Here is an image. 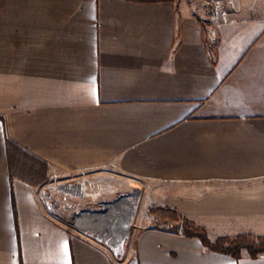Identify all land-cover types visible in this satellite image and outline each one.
Returning <instances> with one entry per match:
<instances>
[{
  "label": "crops",
  "instance_id": "obj_1",
  "mask_svg": "<svg viewBox=\"0 0 264 264\" xmlns=\"http://www.w3.org/2000/svg\"><path fill=\"white\" fill-rule=\"evenodd\" d=\"M0 0V264H264L168 226L123 256L41 188L83 169L156 184L212 241L264 237V0Z\"/></svg>",
  "mask_w": 264,
  "mask_h": 264
},
{
  "label": "rangeland",
  "instance_id": "obj_2",
  "mask_svg": "<svg viewBox=\"0 0 264 264\" xmlns=\"http://www.w3.org/2000/svg\"><path fill=\"white\" fill-rule=\"evenodd\" d=\"M184 2L202 20L203 18H209L213 14L219 17L220 11L225 10L230 12V10L236 8V2L234 0H184ZM87 177H91L96 182H99L100 187H102V189L100 187L95 188V192L98 193L96 197L91 198L86 195L82 196V194H79V197L65 195L64 193L60 195V192H58L59 194L55 196H58V204L61 207L57 210L59 213H62L63 219L68 221L66 226L73 234L82 238L92 239L113 250L114 243L111 242V238L109 237L112 232H108V238L106 235L99 236V230L98 232L96 230L83 229L78 226V221L84 213L92 212L96 214L105 211L107 204L110 207L112 206L111 208L115 210L114 213L118 211L116 208L119 206H127L128 213L123 218L128 219L129 226L119 243L121 246H124L122 254L119 255L123 256L127 246L134 241L138 226L156 225L158 223L160 216L154 210L160 207L163 201L162 196L156 193V188H154L156 184L149 181L137 180L116 171L105 173L99 172L96 169H83L78 171V173L75 172L72 177L63 174L58 179L52 178L47 181L44 187L48 186V192L54 193L55 191H59V189H55V184L77 186ZM51 184L53 186H50ZM118 214L119 212L116 215L118 216ZM114 221L111 219L112 224L115 223ZM93 231L97 233L93 234ZM116 233L118 232L116 231Z\"/></svg>",
  "mask_w": 264,
  "mask_h": 264
},
{
  "label": "trees",
  "instance_id": "obj_3",
  "mask_svg": "<svg viewBox=\"0 0 264 264\" xmlns=\"http://www.w3.org/2000/svg\"><path fill=\"white\" fill-rule=\"evenodd\" d=\"M133 1H163V0H133ZM160 216V226L181 231L184 235L199 238L210 250L231 254L238 257L242 250H247L253 257L264 254V237H254L250 234L225 236L212 241L207 231L190 221L176 209L158 207L154 210Z\"/></svg>",
  "mask_w": 264,
  "mask_h": 264
},
{
  "label": "built area",
  "instance_id": "obj_4",
  "mask_svg": "<svg viewBox=\"0 0 264 264\" xmlns=\"http://www.w3.org/2000/svg\"><path fill=\"white\" fill-rule=\"evenodd\" d=\"M230 3H232V2H230ZM219 18L222 20V22H227V21L231 20L229 12L225 11V10H222L219 12ZM55 185H54L55 189L56 190L59 189V191H55L54 193L48 192V186H45V187L41 188L40 192H41L42 197L46 201L48 212L50 214H52L53 216L60 218V219H63L62 213H59V211L57 209H59V207H61V205L58 204L59 203L58 199H57L58 196H55V195L59 194L58 192H60V195H62V193H64L65 195L77 197L79 194H82V196L86 195L88 197L95 198L96 195L98 194L97 192H95V188L100 187V183L96 182L91 177L85 178L81 182V184H79L77 186H72L70 184H67L65 186H63L61 184H55ZM50 186H53V184H51ZM100 189H102V187H100ZM47 200H50V201H47ZM64 221L66 223L68 222L67 220H64ZM92 233L96 234L97 232L93 231ZM90 235L93 236L92 234H90ZM99 236H101V235L99 234ZM123 249H124V246H121V245L118 246V245L114 244V246H113V250L117 256L122 254Z\"/></svg>",
  "mask_w": 264,
  "mask_h": 264
},
{
  "label": "bare ground",
  "instance_id": "obj_5",
  "mask_svg": "<svg viewBox=\"0 0 264 264\" xmlns=\"http://www.w3.org/2000/svg\"><path fill=\"white\" fill-rule=\"evenodd\" d=\"M124 205V204H123ZM106 210L102 212H98L96 214L94 213H84L78 221V226L82 227L83 229H89V230H96L99 232L100 235L105 236L108 238L110 233V238L112 243L115 245H120L121 238L123 234L127 231L128 225V219H124L123 216H125L128 213L127 206H119L118 211L114 213V209L110 207L109 204L106 205ZM116 206V205H115ZM119 212L118 216L116 215ZM86 218V219H85ZM123 218V219H122ZM111 219L115 220V223H111ZM112 224V225H111ZM97 228V229H96ZM88 231V230H87ZM116 231L118 233H116ZM115 232V233H113ZM107 233V234H106ZM125 235V234H124Z\"/></svg>",
  "mask_w": 264,
  "mask_h": 264
}]
</instances>
